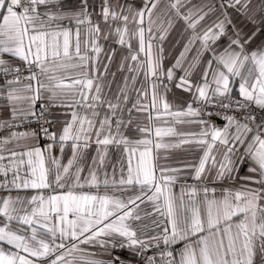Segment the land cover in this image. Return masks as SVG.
Segmentation results:
<instances>
[{"label": "snow or ice", "instance_id": "1", "mask_svg": "<svg viewBox=\"0 0 264 264\" xmlns=\"http://www.w3.org/2000/svg\"><path fill=\"white\" fill-rule=\"evenodd\" d=\"M160 2L143 0L141 6L134 7L127 0L124 3L101 0L100 12L94 21L89 0H78L75 5L66 0H0V99L6 101L0 109L6 108L10 113V119L0 120V129L39 123L50 114V107L84 108L92 113L89 118L73 110L71 121L64 122L58 137L43 124L39 129L53 144H61V152L70 142L72 158L67 165L50 155L52 144L47 145V157L40 147H32L20 153L10 150L8 164L0 163V176L12 173V179L0 186L8 191L32 188L40 193L27 201L18 196L0 197V264H72L66 257L77 250L78 243L97 240L102 246L111 243L101 237L123 238L128 247L138 250L154 244L159 247L162 243L166 250L160 253L164 264H264V40L253 47L258 34L264 32V3L254 10L252 0H211L182 12L191 0H170L168 7L173 15L184 20L192 35L180 58L165 69L163 49L158 46L153 54L152 43L153 39L164 40L168 30L163 29L159 36L152 30L153 15ZM209 16L211 23L196 32L197 26ZM102 24L108 29L103 36ZM171 27L170 19L168 28ZM110 35L129 49L130 56L125 60L138 62L135 68L129 66V72L142 70L146 80L154 81L150 91L139 92L148 103L138 99L133 109L148 112L149 125L154 111L155 118L164 119L165 123V118L172 117L178 123L196 124L200 127L198 133H178L174 127H141L138 131L144 138L135 141L136 147H129L131 142L120 132L122 120L115 121V133L108 114L96 127L95 118L99 116L96 109L105 103L100 95L101 86L96 83L99 54L103 51L99 41L107 40ZM134 38L139 48L132 54L130 41ZM197 42L200 47L193 61L187 68L183 67L186 53ZM140 53L146 57L143 63L139 62ZM205 53L210 58L200 82L196 83L192 75ZM5 55L10 59H5ZM107 59L110 63L112 57ZM123 66L122 63L121 69ZM107 69L105 65V72ZM178 69L183 74L177 77ZM69 71L77 75H57ZM161 77L168 82L175 80V88L191 95L185 108L172 110L166 96L160 94L161 85L165 91L169 90ZM68 96L72 97L71 103L65 101ZM121 99L125 102L128 99L123 90L117 103L107 101L112 115ZM217 106L218 111L207 110ZM213 116L226 121L224 126L218 127L206 118ZM39 133L11 131L7 137L0 138V147L13 140L36 138ZM93 134L95 143L105 150L108 145H124L123 151L128 154L127 176L122 167L121 177L114 183L122 187L139 186V192L126 201L107 194L75 190L85 184L99 187L93 170H89L90 180L84 184L81 168L76 169L74 179L71 173L74 161L81 149L89 146ZM175 136L181 137L176 143L161 142L165 137ZM190 143L204 146L203 156L194 167L193 178L197 182L206 178V172L215 169L213 180L231 181L239 187L224 188L217 198L216 189H209L207 184L199 188L190 185L187 203L183 190L177 197L170 185L175 182L174 173L179 169L158 167L155 163L158 157L153 151ZM217 145L224 148L219 160L213 154ZM98 156L102 166L104 155L99 153V147ZM4 160L0 155V162ZM49 161L54 169L47 166ZM96 163L94 157L93 164ZM21 165L30 170V178L20 179ZM238 165L247 167V174L240 176ZM103 183L107 186L108 180ZM46 189L50 190L47 196L43 195ZM198 192H202L199 198ZM145 200L152 202L156 211L166 218L167 226L159 235L142 239L129 221L142 219L137 202ZM66 240L70 247L65 244ZM180 243L183 247L177 259L174 250L168 249ZM118 262L116 257L107 264ZM89 264L105 262L90 261ZM147 264H156V258L149 256Z\"/></svg>", "mask_w": 264, "mask_h": 264}, {"label": "crops", "instance_id": "2", "mask_svg": "<svg viewBox=\"0 0 264 264\" xmlns=\"http://www.w3.org/2000/svg\"><path fill=\"white\" fill-rule=\"evenodd\" d=\"M67 3L71 5H75L78 3V0H66ZM92 5V13L93 20L97 19V14L100 12L101 8V0H89ZM115 0H113V3ZM125 0H120V3H124ZM211 2V0H191V2L186 6V8H182V12H186L188 8H193L200 6L202 3ZM127 3L132 4L134 7H139L142 5L143 0H127ZM170 0H161L158 8L155 10L153 15V20L155 24L153 25V33L156 36H159L163 29L167 28V32L165 34V39L160 41L159 39H153V54L157 52V47H162L163 52V64L165 69L172 67L175 64L177 58H180V53L184 51V46L188 42L189 37L192 35V29H188L183 19L176 18L173 15V12L168 7ZM264 3V0H252V7L254 10L259 9V6ZM260 13L257 14V18H259ZM239 19V17H236ZM172 20V27L168 28L169 20ZM211 17H206L204 21L201 22L200 25L197 26L196 32H201V30L211 23ZM147 24V20H146ZM159 29V31H158ZM107 26L102 24V33L106 32ZM82 41L85 38L82 30ZM147 38V37H146ZM264 40V32L258 34L255 44L259 45L260 42ZM131 43V53L134 54L138 48V40L132 39ZM99 44L101 45L103 51L99 54V63L97 65L98 71L96 75L99 77L96 81L101 86V99L105 101L102 105L97 107V111L99 112V116L96 117V127H99V120L103 119L106 114L111 116L112 119V131L115 133V121L120 119L123 121L120 132L123 136H126L131 142V131L132 125L137 124V128L148 127H174L178 133H198L200 131V127L196 124L189 123H178L175 118L167 117V123L164 122V119H156V113L153 111L152 116L153 120L151 125H149L148 112H138V120H133L132 112H135L131 105V99L137 98L141 101V103L147 104L148 100L141 97L139 95L140 90H148L150 91V84L154 81L146 80L144 72H129V66L133 68L137 67V63L135 61H131L130 59L125 60L124 58L130 56V51L126 46H121L117 43V38L114 36H109L107 40L103 38L100 39ZM83 47V44H82ZM200 45L197 42L195 46L192 47V51L186 53V58L183 60V67L187 68L189 63L193 61L194 56L196 55V49L199 48ZM114 50V53H113ZM111 56V62L109 63L107 57ZM5 59H10L7 55L4 57ZM210 58L208 53L204 54V57L201 59L199 66L195 69L192 75V80L196 83L200 82V76L203 72V68L207 63V59ZM146 59L143 53H140L139 62L143 63ZM19 62V61H14ZM123 63V69H121V64ZM107 65V72L104 70V66ZM91 74V71H90ZM183 72L181 70L176 71V76L182 75ZM60 76H75L77 72L69 71L67 73H57ZM135 76V80L132 77ZM127 78V79H126ZM164 80V84L168 86V91H165V87L161 85L159 88L160 94L162 96H166L168 102L172 105V110L177 111L186 107V102H190L192 97L188 92H184L180 89L174 87L175 80L172 82H168L166 79L161 77ZM211 79V77H209ZM67 82V81H66ZM132 83L137 84L136 89L134 90L135 96L132 97ZM238 86V84H237ZM123 90V94L128 97L127 101L120 100L119 108L115 110V115H112L108 110L107 101H111L112 103H117V97L121 96V91ZM236 94L235 92L233 93ZM47 93H44L45 103ZM67 103L72 102V97L68 96L65 98ZM6 101L0 99V105H4ZM59 103V101H58ZM162 107V106H161ZM193 107H197V105H193ZM129 109H132L129 112ZM75 110L80 116L87 115L89 118L92 117V113L89 110L84 108H67V107H50V118L53 123V132L57 133V137L62 132L63 127L65 126V121H71V112ZM10 119L9 111L4 108L0 109V120H8ZM183 119V118H182ZM129 121H131L129 123ZM218 127H223L226 121H214L211 120ZM9 132L5 129H0V138L7 137ZM103 138V137H101ZM144 138V134L138 131V139ZM186 139H193L192 137H183ZM181 139L179 136L175 137H165L161 142L163 143H176ZM96 137L93 134L91 139L89 140V146L87 148H82L81 152L78 154L77 159L74 161V166L71 169V173L74 179L76 169L81 168L82 172L81 183L84 184L86 180H90L89 170H93L97 176V183L99 187H89L87 184L82 189L85 190H77L76 191H85L93 194L105 195L107 194L110 197L127 200V198L134 193H138L139 190H130V187H122L117 183H114V180L120 179L121 177V168H124V176L126 178V162H127V153L123 151L124 145L117 146L115 144L106 146V150L103 146H98L95 143ZM52 144V148L50 150V155L55 157L62 165H67L69 159L72 158V148L70 142L64 145V151L61 152V144L59 142L54 143L52 140L47 142H42L40 137L36 138H28L22 140H13L10 143L3 144L0 147V155L5 157V160L0 162L5 165L8 164V158L10 156V150L16 151L20 153L25 151L26 148L32 147H40L45 151L46 157L49 155L47 150V145ZM69 147V149L67 148ZM98 147L99 153L104 155V162L101 166L99 164V156H98ZM131 147V143L129 144ZM142 147V146H141ZM204 146L190 143L182 145L179 148H161L159 150L154 149L153 155L157 156L158 159L155 161L158 167H168L179 169L178 172L174 173L176 175V180L172 185V190H174V194L179 197L182 190L185 193V203H187V193L189 192L190 185H196L198 188L201 185L207 184L209 189H216L217 198L220 197V194L224 188H236L239 187L238 183H234L231 181H216L213 180L215 176V169L211 172L205 173V179L197 182L194 177V167L199 164L200 158L203 156ZM224 151L222 145H217V148L214 150V155H216L217 160L221 159V154ZM97 158V163L93 164V158ZM27 157H25V160ZM49 168L54 169V165L47 163ZM240 168L239 175L243 176L247 174V167L238 165ZM62 171V169H61ZM159 174V173H157ZM31 173L30 170L27 169L26 165L20 166V179L30 178ZM51 178V174H50ZM12 179L11 171L8 173L7 177L0 176V185H3ZM107 179L108 185L105 186L103 181ZM18 183L20 181H17ZM73 180H69V183H72ZM122 189H119V187ZM118 187V188H115ZM90 188V189H87ZM37 190L32 188H12L11 191H8L3 186H0V197L12 196V197H20L22 200L27 201L34 195H39ZM50 194V190H44L43 195L47 196ZM202 195V192H198V198ZM139 204L138 213L141 215L142 219L140 221L130 220L129 223L132 225L134 229H138V236L142 239L146 236H155L162 233L163 228L167 226L166 218L161 216L155 209V206L152 202L145 200L143 203L137 202ZM17 225L14 223L13 227ZM142 229V231H140ZM99 239H103L106 241H111L104 246H102L99 241H95L93 243H85L79 244L77 250H74L71 255L67 256L66 259L71 260L72 264H89L90 261H104L107 264L110 260H115L116 257H119L118 264H147V258L149 256H153L156 258V264H164L161 260L160 253L162 251H166L164 245L161 243L159 247H156L155 244L146 249V250H138L137 248L128 247L127 242L120 237H101ZM65 244L70 247L69 242L66 240ZM115 244V246H113ZM123 244L124 246H121ZM183 247V243L173 245L171 249L174 250L173 255L178 259L179 251Z\"/></svg>", "mask_w": 264, "mask_h": 264}, {"label": "built area", "instance_id": "3", "mask_svg": "<svg viewBox=\"0 0 264 264\" xmlns=\"http://www.w3.org/2000/svg\"><path fill=\"white\" fill-rule=\"evenodd\" d=\"M16 63H19V62H16ZM25 75H27V73H25ZM234 95V94H233ZM39 108H40V105H39V102L37 104V110L39 111ZM208 111H218L219 108L217 106V108H208L207 109ZM231 114V113H229ZM210 120H214L216 121V119H222L220 116H213V117H208ZM52 121L50 116L47 115L44 119H42L39 123L37 122H33V123H24V124H20L18 127H13L11 129H5L7 132H11V131H19V132H22V131H28V130H36L38 133H39V129L41 127V125L43 124L44 126L46 127H49L50 131L53 132V123L52 124H48L46 123V121ZM223 120V119H222ZM40 137V140L42 142H47V141H50V139L48 137H46L45 135H43V133H39L38 135Z\"/></svg>", "mask_w": 264, "mask_h": 264}, {"label": "rangeland", "instance_id": "4", "mask_svg": "<svg viewBox=\"0 0 264 264\" xmlns=\"http://www.w3.org/2000/svg\"><path fill=\"white\" fill-rule=\"evenodd\" d=\"M136 85L137 84H133L132 83V97L135 96V94L133 93L134 90L136 89ZM136 97V96H135ZM137 98H132L131 99V105L133 107V104L137 102ZM132 115H133V120L134 121H137L138 120V111L135 110V112H132ZM207 119H209L208 117H206ZM138 140V128H137V124L135 125H132V131H131V147H136L135 145V141ZM69 149V147H67ZM119 179H116V181H118ZM118 186V185H116ZM119 189H122V187L118 186ZM118 187H115V188H118ZM170 187L172 188V185H170ZM87 189H90V188H87ZM77 190H85V189H80V188H77ZM130 190H139V186H136V187H130ZM173 193H174V190H172Z\"/></svg>", "mask_w": 264, "mask_h": 264}, {"label": "water", "instance_id": "5", "mask_svg": "<svg viewBox=\"0 0 264 264\" xmlns=\"http://www.w3.org/2000/svg\"><path fill=\"white\" fill-rule=\"evenodd\" d=\"M216 120H217V121H222V119H219V118H218V119H216Z\"/></svg>", "mask_w": 264, "mask_h": 264}]
</instances>
